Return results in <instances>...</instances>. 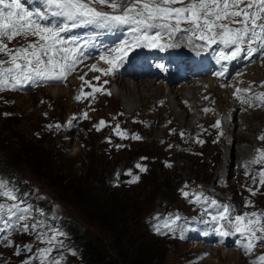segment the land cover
<instances>
[{
    "label": "rangeland",
    "instance_id": "obj_1",
    "mask_svg": "<svg viewBox=\"0 0 264 264\" xmlns=\"http://www.w3.org/2000/svg\"><path fill=\"white\" fill-rule=\"evenodd\" d=\"M105 11L110 12L111 9L107 8ZM99 32L100 27L87 26L76 34L69 31L63 34L69 40H75L80 45V52L74 70L66 75L64 81H35L23 84L15 90L7 88L0 91L1 169L5 173L17 174L27 185L38 186L46 193L47 202L60 204L62 211L66 214V221L70 223L73 231V235H69L68 238L70 248H64L68 255L63 260L67 264H86L83 261L84 257L82 256V245L79 242V237L87 233L90 239H97V242L104 246L108 253L116 259H119V253L120 255L122 253L131 255L133 253L132 248L137 250L140 247L142 253L150 254L151 262L149 264H245L239 256V250H237V253L225 254L224 251L227 252V249L211 251L200 245L185 242L181 237L182 228H186L183 221L180 226L178 223L176 224L175 234L168 239L154 235L149 230V215L154 210L165 206L182 205L185 196L181 190L190 193L188 198H185L188 200L187 205L193 206L195 202L197 203L195 194L199 193L194 188L197 181L210 184V188L221 194V200L226 198L230 200L233 197V202H237L240 199L243 185H240L239 179H244L245 176L242 172H239L238 175L237 168L242 165V161L253 157L258 149L264 148V140L259 139L261 135H264V112L256 113L259 107L251 100L253 106L250 115L239 113L241 105L237 101H233L232 93L217 89L216 84L218 83L210 84L209 82L218 81L226 84L227 81L229 82L236 74L240 73L242 68L238 69V73L233 70L230 72L226 66L228 60L214 61V65L215 63L219 64V66H214V69H217L219 73L218 77L215 72H207L212 65L211 60H209L210 62L207 61L204 64L206 74L197 77L200 80H193L194 82H190L189 86L181 87V83L174 86L176 90L183 88L182 90L189 97L187 101H190L191 107L194 108L193 110L188 109L190 114L187 115V113H184L185 107L181 106L184 99L182 97L185 94L180 95L175 101L172 95L168 93L167 85H163L160 81L154 84L160 86L161 90L159 91L163 90V95L167 97L151 99L153 101L148 103L152 97L151 95L158 92V90L152 89L142 93L140 86L145 87V82L143 83L142 80L147 81L146 78L149 76L137 81L135 79L121 80L117 74L112 73L109 77L102 72L92 71L93 65H96L97 68L101 65L105 68L110 66L101 57H95V60L99 62L85 61L89 46L93 44H98L100 47L110 46H101L97 42L85 44V41L92 42L94 35ZM102 37H100V40H107L102 39ZM110 37L114 38L115 35L112 34ZM131 38L132 36L126 37L118 33L116 39H110L107 43L115 45L116 49ZM31 39L34 38L29 37V40ZM185 39L187 42L183 43V46L168 48L165 52L183 55V49H185L189 53V58L195 59L198 48H213L219 55L228 54L230 51V49L220 44L208 47L202 46L205 43H199L196 47V43L199 41H196L194 37H192L193 43H189L188 36ZM168 41L167 36H163L161 43ZM27 43V40L17 38L9 44L22 46ZM69 46L73 45L69 44ZM161 49L163 48H143L142 51L158 54ZM130 54L131 52H129ZM200 56L196 59L197 62L201 61ZM0 59L6 60L7 57L1 54ZM162 60L168 62L165 59L160 61ZM256 61L250 62L254 63ZM147 64L148 66H155L151 60H148ZM248 66L243 68L247 69ZM158 67H162L159 69L164 72L173 71L179 75L173 64L165 66L164 63H159ZM143 68H146V66ZM114 72L116 73V70ZM228 72H230L229 76ZM220 73L223 74L220 75ZM254 75H259L258 78H262L264 76V65L259 70L257 69ZM81 76L95 82L97 88L100 85L103 91H106L113 84V96H104L101 92H96L94 95L85 98L83 94L92 93L94 85L88 81H82ZM95 77H99V80ZM184 80L187 81V79ZM184 80L182 83L185 82ZM105 81L107 83H104ZM138 81H142L140 86L135 83ZM123 82L131 84V86H127ZM196 85H200V89H198L199 106H197L196 96H194L196 90L192 89V86ZM214 87L216 91H212L211 96L208 91ZM27 90L30 92H27ZM77 96H81L79 102L75 100ZM228 96H231V98L229 97V99ZM212 97L218 100L219 105L213 103L210 105L214 111L209 115L208 123H202L201 115L198 116L200 114L199 107L202 103L210 102ZM147 103L148 105L144 106ZM253 108L255 109L253 110ZM82 111L87 114V118L82 121L78 122L77 118H70L72 113L77 114ZM193 111L195 112L194 120L191 117ZM117 113L126 114V116L119 117L121 121L129 116H134L137 122L131 123L129 121L128 127L136 134H141L144 138L143 141H123L118 147V145H115L116 143L110 146L102 139L106 135L96 132L92 125L96 124L101 117ZM168 114L170 117H168ZM224 116L227 120L226 124L229 125V131L234 134L231 139L229 135L223 134L226 131L223 124ZM68 119H71L73 127L69 130L66 126V120ZM217 121H220L219 128L213 127ZM56 122L61 123L58 130L54 127ZM49 125L52 127L49 128ZM199 126H206L209 131L207 132L205 128ZM10 132H15L20 137V142L26 143L29 150L51 152L49 154L52 156V161L49 160L48 165L62 169L64 172L69 171L68 168L71 169L74 165V172L78 176L84 177L87 170L85 166L91 160L92 172L96 173L94 177L93 175L90 177L93 179L91 184L94 190L93 193L99 199H106L101 204L110 206V200L113 203L119 202L120 215H126L130 231V235L128 234L127 237L130 240H127V244L119 246L118 244L121 243H116L117 236L109 228L104 227L105 223L109 226L117 218L113 213L107 214V219L98 218L99 220H97L96 217L100 215L97 207L100 206L101 201L94 203V208H91L86 200L81 202L80 196L70 186H66L65 183L61 182V177L65 174L56 176L39 159L37 170L41 176H37L33 173L30 165L24 161V153L18 145L16 147L18 151L12 147L9 149L10 154L8 146L14 141L11 136H8ZM213 136L216 141L221 139L218 145L215 140H212ZM193 138L195 139L193 140ZM5 139L6 141H4ZM176 139L182 142L183 147L190 144L188 149L179 151V142ZM16 141L17 139H15ZM115 142L120 141L115 139ZM3 149H6V151H3ZM141 156H148L149 160L142 162L140 161ZM137 164L142 167L147 165V173L141 174L140 171V180L137 183L131 185L121 184L119 178L121 174L129 169L138 171L135 167ZM258 174L259 172L251 176ZM217 178H220L218 186L216 183ZM253 178L245 180L249 187L253 185ZM214 181L215 183H213ZM196 189H198L197 186ZM239 204L241 213L254 212L242 199L239 200ZM258 205L264 206V192L258 196ZM184 207L186 206L184 205ZM184 210L188 211L187 208H184ZM200 212H202V209L197 206L193 212L194 218ZM35 217L38 218V215ZM203 217L206 218V215H203ZM38 222H41V218L38 219ZM23 223L21 221L16 224L11 231L18 230ZM215 227L218 228L219 224H216ZM0 229H3V226ZM210 229H213V227H210ZM11 231L9 229L0 230V252L7 255V257H15L14 251L16 248L15 245L11 247V244L12 246L16 244L21 236L25 238L21 231L17 235L15 233L10 235ZM230 237L231 235L225 236L214 242H219L224 246L222 241L231 239ZM237 240L239 241L240 238H237ZM238 241H235L237 246ZM34 249H31L32 251L29 253L28 250L22 249L23 254L20 256L19 261L25 258L30 259L33 256ZM260 254H264V250L253 253L250 259ZM202 261L204 262L202 263ZM32 264H34V261H32Z\"/></svg>",
    "mask_w": 264,
    "mask_h": 264
},
{
    "label": "snow or ice",
    "instance_id": "obj_2",
    "mask_svg": "<svg viewBox=\"0 0 264 264\" xmlns=\"http://www.w3.org/2000/svg\"><path fill=\"white\" fill-rule=\"evenodd\" d=\"M27 4L30 6H26L25 0H0V54L7 57L6 60L0 59V91L7 88L15 90L35 81H63L74 70L80 52V45L63 34L70 28L77 27L129 26L132 38L114 50L117 55L114 58L101 56L110 67L100 69L96 65L92 66V71H99L104 75L112 74L117 65L128 59L129 52L135 48H173L179 46L178 42L183 36L189 37V43L194 42V37L195 40L205 42L202 46L220 44L230 49L228 54L220 56L221 60L243 57L251 59L257 53L264 56V0H27ZM105 7L111 11H104ZM163 36H167L172 42L161 43ZM29 37L34 39L29 40ZM17 38H23L28 43L15 49L10 48L9 43ZM69 44L73 46L69 47ZM80 79L83 80L84 77L81 76ZM95 79L99 80V77ZM89 86L91 87L90 84ZM101 91L102 88L93 87L92 93L83 95L87 98ZM248 91L251 89H237L236 95L239 98L241 92ZM76 99L80 100L81 96ZM253 99L264 104V92L244 99L243 102L249 103ZM84 117L87 118L86 113ZM104 125L105 121L101 120L97 131ZM56 127L59 128L60 125ZM213 127L219 128L220 121ZM118 128L119 126L116 134L122 139L126 138V134ZM132 139L139 140L141 137L134 135ZM259 139L264 140V135ZM262 161L264 152H260L258 158L251 163ZM136 167L141 172L147 171L140 164ZM127 174L132 175L131 170ZM259 176V183L264 185V171ZM139 180L138 175L132 176L130 183H137ZM253 180L255 182V178ZM181 191L188 198L190 193ZM249 191L256 194L252 189ZM202 197L207 200L202 193L195 194L197 202ZM0 198H4V202L0 203V223L3 224V229L0 230L13 229L16 224L31 216V206L22 207V198L17 196L15 189L10 188L3 178H0ZM211 204L217 205V201L212 200ZM220 207L222 211L211 217L214 231L222 237L238 234V246L245 256L251 257L256 248H264V213L245 212L235 215L234 207ZM179 219L176 216L166 222L163 229L174 232L173 225ZM201 223L208 224L209 221L202 220ZM216 224H219L218 228L215 227ZM41 226V222L33 223L31 227L23 223L19 230L35 231ZM226 226L234 231L225 230ZM153 230L160 235L167 234L159 226ZM50 231V236L45 233L37 235V239L48 247L38 249L37 255L23 261V264H32L33 260L39 261V264H60L62 258L52 257L51 253L57 246H63V241L58 237L65 233L56 229ZM23 249L31 251V246L24 245ZM20 250L18 247L17 254ZM251 264H264V254L251 260Z\"/></svg>",
    "mask_w": 264,
    "mask_h": 264
},
{
    "label": "bare ground",
    "instance_id": "obj_3",
    "mask_svg": "<svg viewBox=\"0 0 264 264\" xmlns=\"http://www.w3.org/2000/svg\"><path fill=\"white\" fill-rule=\"evenodd\" d=\"M110 36H112V33H110L108 35H104L102 37V39H108ZM185 37L186 36H183L182 39L178 42L180 44L179 47L183 46V43L187 42ZM196 41H198V40H196ZM170 42L171 41H168V43H170ZM199 43H205V42L199 41L198 43H196V47H197V44H199ZM143 48H146V47L142 46L140 48H135L133 51H131V54L128 55V59H126L123 63L118 64L117 68H116V73L113 72V74H115V75L117 74L118 77L121 80H128V79H130V77H134V79L137 81L138 79L139 80L140 79H144V78H138V76H139V74L142 71H145L147 73V75L149 76V77L146 78L147 81L146 80H142L143 83L145 82V87L141 85L142 81H138V82H135V83L137 85H139V86L141 85L140 87L142 88L141 89L142 93L146 92V91H150L152 89L158 90V92H155V93H153L151 95L152 97L149 99L148 103H151L154 99H163V97H167L166 95H163L164 94L163 90L161 92L159 91V90H161L160 86H156L154 84V83H157L156 79L158 77H161L163 80L167 81L168 93L170 95H172L173 99L176 101V99H178V97L180 95L182 96L185 93L182 90L183 88L178 89V90H176V88H174V86H176L173 83L174 82V78L176 76H188L189 75L188 74L189 70H188L187 67L190 64V62H192L191 60H189V53L187 52V50L183 49V55L179 54V53L171 54V52H168V53L165 52V50H167L168 48H163V49L160 50V52L158 54H155L153 52H151V54H150V53L142 51ZM173 48H176V47H173ZM112 49L113 48L110 47V46L100 47L98 44H93V45L89 46L88 49H87L88 55H87V59H85V61L89 60V62H91V63L99 62V61L95 60V57H101V56H108V57L114 58L117 54H112L111 53ZM206 50H209V51H207V53H204V54H202L200 56V60L201 61L198 62L199 64L200 63H204L205 61H209V59L212 58V56L217 54V51L215 49H213V48H211V49L206 48ZM195 55H198L197 50H196V54ZM161 59L168 60V62H164V60L160 61ZM148 60H151L152 64H155V66L154 65L148 66V64H147ZM255 60H257V61L252 63V64H250L247 69L242 68L240 73L236 74L234 76V78L232 80H230L229 82L227 81L226 84L225 83H220L218 81L217 82L216 81L209 82L207 80L210 84L218 83V84H216L217 89L219 88V89L225 91L226 93L231 92L233 101H237L241 105V108L239 109V113H241V114L250 115V111L252 109L253 103L259 107V109L256 110V113L257 112H261V111L264 112V104H259L254 99H253V103H251V102H249V103L243 102L244 99H248L249 97H253L256 94L264 92V83H262V82H264V76L262 75L263 76L262 78H258L259 75H254V72H256L257 69L259 70V68L264 65V56H262L259 53H257L251 59H249L247 57H243V58H238L236 60H228V62L226 63L227 69L231 70L233 68H236L240 64H247L248 62L255 61ZM159 63H164L165 66H168L169 64H173L175 69H176V71H177V73L179 75L175 74L173 71L164 72V71L160 70L159 68H162V67H158ZM136 64H140L142 66H146V68L136 67L135 66ZM143 64H145V65H143ZM179 65H180V67L183 66L184 68L182 70L178 69ZM214 66H219V64H217V63H215V65L212 64L211 68L209 69V71H212L214 69ZM98 68H100V69H108V68H105L103 65L98 66ZM197 74H199V73H197ZM107 76L110 77L111 74L107 75ZM185 79H187V78L185 77ZM54 82H59V81H54ZM123 83H125V82H123ZM125 84H127V83H125ZM204 84H206V83H204ZM98 86L100 88V85H98ZM127 86H131V84H127ZM182 86H184V85H181V87ZM156 87H158V88H156ZM249 88L251 89V91L241 92L239 94V98H238V96L236 95L237 89H249ZM192 89L196 90L194 96H196V104H197V106H199L200 99L198 98L199 97L198 96V92H199L198 89H200V85L192 86ZM212 91H216L215 87L214 88H210V90L208 91V93H210L211 96H212ZM229 97L231 98V96H228V98ZM182 98H184V99H183V103L180 102L181 106L185 107L184 113H187V115H188V114H190L188 109L189 110L190 109L193 110L194 108H193V106L191 107V105L189 103L190 101L189 102L187 101V99L189 98L188 95L185 94V96L182 97ZM151 99H153V100L151 101ZM215 101H216V103H215ZM148 103L145 104L144 106H147ZM212 103L215 104V105H219L218 104V100L214 99L212 97L210 102L202 103L201 106L199 107L200 114L198 116L201 115L202 123H208L207 120L209 118V115L212 113V111H214V109H212L211 106H210ZM205 109H207L208 111H205ZM254 109L255 108H253V110ZM186 111H188V112H186ZM168 117H170V115ZM191 117H193V120L195 119V112L194 111H193V113H191ZM226 122H227V120H226V117H225V120H223V124H224V126L226 128V131L223 134L224 135H229V137L231 139V137L234 136V134L232 133V131H229V125H227ZM220 142H221V139L217 140L216 141L217 145ZM228 145H229V143H228ZM263 149L264 148L258 149L253 157H250L249 159H246V160L242 161L241 162L242 165L240 166L241 168L237 165L238 166V168H237L238 175H239V172H242V173H244V176L246 178L248 176L253 175L254 173H258V168L257 167L259 165H262L263 163L262 162L261 163H251V161L257 159L258 156H259V153L262 152ZM219 181H220V178H217V180H216L217 186L219 185L218 184ZM221 238H223V237L220 236L218 234V232L214 231L213 229H210L209 233L205 236V239L207 241H209L210 243H213L214 241L219 240ZM230 238L231 239H224L222 241V244L224 246L232 245L234 247H239V246H237V244H235V241H238L237 238H240L239 235L238 234L237 235H231ZM217 250H222V249H221V247H219ZM261 250H262V248L258 247V248L255 249L254 253H256L257 251H261ZM233 252L235 253V251H233ZM224 253L225 254H229L230 252L229 251H227V252L224 251ZM255 258L256 257H254L253 259H255ZM241 259H242V261L244 263L247 260H253V259H250L249 256H244L243 258L241 257ZM203 262L204 261H202V263Z\"/></svg>",
    "mask_w": 264,
    "mask_h": 264
},
{
    "label": "trees",
    "instance_id": "obj_4",
    "mask_svg": "<svg viewBox=\"0 0 264 264\" xmlns=\"http://www.w3.org/2000/svg\"><path fill=\"white\" fill-rule=\"evenodd\" d=\"M8 136H11V138L14 139V141L8 146V150L12 147L13 149L17 150V145L21 147V150L24 153V161L30 165L32 168L33 173H35L37 176L38 174V159L43 162V164L51 170L52 173H55L56 176H61V182L65 183L66 186H70L73 191H75L76 194L80 196V201L86 200V203L90 205L91 208H94L93 204L97 203L98 201H101L99 203V207L97 209L100 212V215H98L96 218H106L107 214H114L117 218H115V221L113 224H110L109 226L106 225L104 227H107L111 230V232L114 233L115 236H117V242L121 243L118 244L119 246L127 244L128 234L130 235L128 223H127V217L126 215H120V205L119 202L113 203L110 200V206H107L106 204H101L102 201H105V198L99 199L98 196H96L93 192L94 190L91 187V184L93 182V179L90 177L96 174L95 172H92V162L91 160L88 161V165L86 167V171L83 176H78L76 172H74V165L69 169V171L64 172L62 169H57L55 167H51L48 165L49 160L52 161V156L49 154L51 152H38V151H32L29 150L26 143L20 142V137L15 132H10ZM5 138V137H3ZM7 138V136H6ZM15 139L17 141L15 142ZM6 141V139L4 140ZM3 151H6V149H3ZM18 151V150H17ZM10 153V150H9ZM11 154V153H10ZM55 163V162H54ZM13 176H16L15 174ZM41 176V175H39ZM76 177V178H75ZM87 209V208H86ZM107 219V218H106ZM101 223V220H100ZM126 225V227H125ZM128 227V228H127ZM79 242L82 245V251H83V257L86 262V264H149L151 262L149 256V253L141 252L140 247L136 249H133V253L130 255L128 253H122L118 258H114L108 251L105 249L104 246L99 244L97 242V239H90L88 237V233L85 235H82L79 237ZM149 251V250H148ZM139 252V253H138ZM141 254V255H140ZM157 257V255H155Z\"/></svg>",
    "mask_w": 264,
    "mask_h": 264
}]
</instances>
